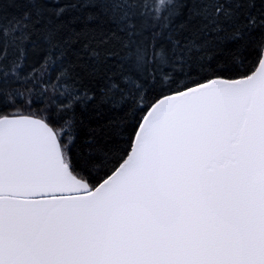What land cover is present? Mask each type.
Instances as JSON below:
<instances>
[{"label":"snow or ice","instance_id":"1","mask_svg":"<svg viewBox=\"0 0 264 264\" xmlns=\"http://www.w3.org/2000/svg\"><path fill=\"white\" fill-rule=\"evenodd\" d=\"M0 264H264V0H0Z\"/></svg>","mask_w":264,"mask_h":264}]
</instances>
